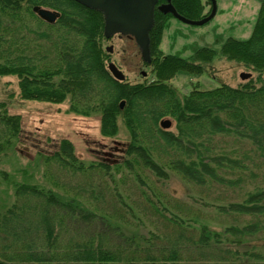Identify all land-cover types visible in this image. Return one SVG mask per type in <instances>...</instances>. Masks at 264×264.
Returning <instances> with one entry per match:
<instances>
[{
    "label": "trees",
    "instance_id": "obj_1",
    "mask_svg": "<svg viewBox=\"0 0 264 264\" xmlns=\"http://www.w3.org/2000/svg\"><path fill=\"white\" fill-rule=\"evenodd\" d=\"M171 2L189 20L209 14L201 0ZM258 2L250 37L230 38L220 49L221 57L243 64L258 78L238 88H196L180 98L168 82L180 73L203 74L205 64L218 53L203 47L189 59L164 54L160 45L171 15L155 12L149 65L154 79L130 84L115 80L108 71L110 53L103 48L102 13L75 0H0V76L18 79L20 97L56 105L69 100V113L100 116L102 137L118 135L119 119L130 134L122 164L103 160L86 164L76 157L69 140L60 142L56 153L47 157L49 161L75 175L109 174L112 167L117 171L126 167L166 180L168 169L200 188H236L242 190L243 198L215 209L221 215L247 218L222 232L205 223L193 227L175 217L173 224L167 219L171 232L126 234L107 207L99 212L89 209L82 190L68 195L33 183H16L15 203L0 211V264H264V0ZM162 3L166 0H159ZM36 7L58 11L61 16L48 24L34 12ZM32 20L38 29L46 27L40 33L45 38L41 46L46 48L42 58L30 53L32 47L22 38ZM4 32L13 39L19 34V47ZM166 117L175 121L176 133L161 127ZM21 122V116L9 115L6 104H0L4 149L13 148ZM96 188L85 189L94 193ZM101 196L95 194L96 199ZM79 224L85 229H76ZM97 225L100 228L94 231ZM257 236L263 245L240 256L239 247Z\"/></svg>",
    "mask_w": 264,
    "mask_h": 264
},
{
    "label": "rangeland",
    "instance_id": "obj_2",
    "mask_svg": "<svg viewBox=\"0 0 264 264\" xmlns=\"http://www.w3.org/2000/svg\"><path fill=\"white\" fill-rule=\"evenodd\" d=\"M217 4L222 11L204 26H191L173 17L167 21L161 41L164 54L189 59L203 47L213 48L218 53L214 61L205 64L203 74L195 76L180 73L168 82L180 98L188 96L196 88L203 91L222 85L238 88L246 83L240 78L242 73L251 74V80L258 78L256 72L243 64L221 57L220 49L230 38L245 40L250 37L259 11V2L217 0ZM37 25L39 24L36 21H30L23 30L22 38L32 47L29 52L42 58L46 55V48L41 46L45 38L40 36V33H44L46 27L40 26L38 29ZM3 36L17 43L19 47V34L16 39L7 32H4ZM108 47H113V52L109 54L107 67L109 63H114L125 75L126 82L139 84L154 79L151 67L145 66L133 39L119 36L105 39L103 48ZM261 77L264 80V73ZM0 104H6L9 115H19L22 118L21 133L13 142V148L4 149V143L0 139L1 212L15 203L14 184L27 182L61 194L70 195L76 191H84L82 197L86 204L90 203L89 209L99 212L107 207L113 219L116 218L114 221L118 222L117 225L127 232L126 234L134 232L149 236L171 232L172 228L168 226L167 219L173 224L175 217L183 218L193 227L205 223L218 232L247 220L218 214L215 209L219 205L241 200L242 190L236 188L230 189L222 185L200 188L185 182L168 169L166 170L169 178L166 180H159L146 170L136 168L132 171L126 167L120 171L112 167L109 174L106 171H97L75 175L48 160L47 157L59 149L62 140H69L75 147L76 157L86 164L102 160L122 164L126 159L125 150L130 141V134L121 119L118 122V135L114 138H104L100 132L98 114L82 117L69 113V100L61 105L23 100L20 97L18 79L9 76H0ZM164 120L171 121L169 131L176 133L175 121L166 117L161 122ZM137 177L142 178L143 182ZM94 186L97 187L94 193L85 189ZM97 193L102 194L99 199L95 198ZM111 202L113 206L109 208ZM99 228V225L92 227L94 231ZM76 229L84 230L85 226L79 224ZM244 245L246 247H239V255L243 257L253 246L263 245V241L257 236Z\"/></svg>",
    "mask_w": 264,
    "mask_h": 264
},
{
    "label": "water",
    "instance_id": "obj_3",
    "mask_svg": "<svg viewBox=\"0 0 264 264\" xmlns=\"http://www.w3.org/2000/svg\"><path fill=\"white\" fill-rule=\"evenodd\" d=\"M77 3L102 13L104 17V37L111 39L114 36L128 37L133 39L141 53L144 63L151 64V48H150V32L155 24V12L158 10L164 15H171L179 21L192 25L202 26L217 14V6L215 0H211L213 9L211 13L200 21H191L182 17L173 7L171 0H167L166 4L158 6V0H75ZM34 12L40 19L48 24H54L61 16L58 11L47 8L36 7ZM108 53L113 52V47H108ZM108 71L117 81H125V75L118 69L114 63L108 64ZM240 78L247 81L252 78L251 74L242 73ZM121 103V108L124 107ZM172 126L171 121L164 120L161 127L169 130Z\"/></svg>",
    "mask_w": 264,
    "mask_h": 264
},
{
    "label": "flooded vegetation",
    "instance_id": "obj_4",
    "mask_svg": "<svg viewBox=\"0 0 264 264\" xmlns=\"http://www.w3.org/2000/svg\"><path fill=\"white\" fill-rule=\"evenodd\" d=\"M202 1V3H203V6H204V10H205V12L206 13H208L209 12V14L211 13V11H212V9H213V4H212V1L211 0H206V2L204 3V1L203 0H201ZM232 1H234V0H232ZM236 1H239V0H236ZM256 1H258V0H256ZM166 3H167V0H166ZM166 3H162V4H159V0H158V6H160V5H163V4H166ZM172 3V2H171ZM215 3H216V6H217V14H218V12H220V11H222V8H220L219 7V5L217 4V0H215ZM260 4V3H259ZM173 5V4H172ZM232 5H233V2H232ZM174 7V6H173ZM209 8V9H208ZM259 8H260V6H259ZM156 11H158V10H156ZM208 14V15H209ZM216 14V15H217ZM207 15V16H208ZM206 16V17H207ZM173 17V16H172ZM216 17V16H215ZM174 18V17H173ZM205 18V17H204ZM203 18V19H204ZM176 19V18H175ZM178 20V19H177ZM189 20V19H188ZM202 20V19H201ZM213 20V19H212ZM211 20V21H212ZM191 21H194V20H191ZM198 21H200V20H198ZM210 21V22H211ZM210 22H208V23H210ZM183 23V22H182ZM208 23H206V24H208ZM186 24V23H185ZM206 24H204V25H206ZM189 25V24H188ZM204 25H202V26H204ZM192 26V25H191ZM115 37V36H114ZM120 37V36H119ZM123 37H125V36H123ZM126 38H128V37H126ZM112 39V38H111ZM130 39V38H129ZM241 40V39H240ZM160 48H161V45H160ZM162 50V49H161ZM163 51V50H162ZM147 66H149L150 64H146ZM145 76V75H144Z\"/></svg>",
    "mask_w": 264,
    "mask_h": 264
}]
</instances>
